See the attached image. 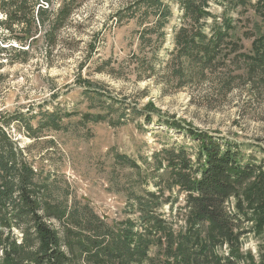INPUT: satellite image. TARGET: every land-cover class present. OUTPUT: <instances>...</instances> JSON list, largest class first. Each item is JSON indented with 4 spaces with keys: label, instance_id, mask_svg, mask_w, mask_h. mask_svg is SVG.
I'll return each instance as SVG.
<instances>
[{
    "label": "rangeland",
    "instance_id": "374dc122",
    "mask_svg": "<svg viewBox=\"0 0 264 264\" xmlns=\"http://www.w3.org/2000/svg\"><path fill=\"white\" fill-rule=\"evenodd\" d=\"M62 1L51 0L52 13ZM127 1L83 0L73 22L57 34L53 48L43 41L37 57L9 51L2 58L13 61L0 71V126L47 179L50 200L70 213L62 221L46 219L62 238L68 264H118L105 256L85 255L77 242L106 232L110 237L105 244H113L127 220L134 223V232L139 231V200L169 222L177 219L186 195L174 185L169 171L155 166L154 157L165 148L180 146L196 152V143L171 124L237 143L246 156L264 160V70L251 73V62L235 59L251 52L261 0L210 4L208 11L220 26L231 24L230 38L239 43L238 49L235 53L223 49L209 70L183 61L196 76L188 83H169L164 68L153 76L144 73L148 66H143L140 53V28L135 21L115 19ZM174 14L162 58L174 49L182 17L175 4ZM210 24L204 29L209 36ZM147 105L151 109L146 110ZM53 112L57 131L47 120ZM237 203L231 198L226 207L236 211ZM244 228L250 230L240 237L239 249L259 263L262 235L254 223H245ZM14 235L22 240L19 231ZM105 248L99 249L101 254ZM228 248L219 252L227 254ZM157 250L153 245L149 258L154 259ZM6 262L0 247V264Z\"/></svg>",
    "mask_w": 264,
    "mask_h": 264
},
{
    "label": "trees",
    "instance_id": "16d2710c",
    "mask_svg": "<svg viewBox=\"0 0 264 264\" xmlns=\"http://www.w3.org/2000/svg\"><path fill=\"white\" fill-rule=\"evenodd\" d=\"M82 1L63 0L52 13L51 0H0V71L13 61L2 59L5 52L37 57L43 41L53 48L57 34L73 22ZM219 1L128 0L115 19L121 23L135 21L140 28V53L143 66H148L144 73L153 76L157 69L164 68L169 73V83H188L196 76H191L192 68L185 62L209 70L223 49L230 53L238 49L239 43L230 38L231 24L220 26L208 11L210 4ZM174 4L182 17L175 30L174 49L162 58L175 15ZM259 5L256 13L260 22L254 29L256 38L251 52L235 57L251 62L254 74L264 70V0ZM209 21L211 36L204 30ZM224 83L228 85V79ZM148 109L150 105L146 106ZM55 116V112L50 113L47 120L50 129L57 131L59 122L54 121ZM171 126L186 131L196 143V152L180 146L165 148L154 157L155 166L169 171L174 185L186 195L177 219L169 222L139 200V231L134 232V223L127 220L125 230L116 235L113 244H105L110 237L106 232L87 242L78 241L82 253L94 258L105 256L118 264H144L147 260L151 264H264V160L246 156L239 144L224 138ZM25 127L32 131L29 124ZM50 190L47 179L41 178L27 161L24 149L0 126V247L6 264H68L62 238L46 219L62 221L70 213L50 200ZM149 196L156 197L152 193ZM231 198L238 201L236 211L226 207ZM245 223H254L258 235H262L259 263L244 257L239 249L240 237L250 230L244 228ZM14 230L22 235L21 241L13 236ZM153 245L158 247L154 259L149 258ZM226 245L228 253L221 254L219 249ZM103 246L105 253L101 254L99 249Z\"/></svg>",
    "mask_w": 264,
    "mask_h": 264
}]
</instances>
